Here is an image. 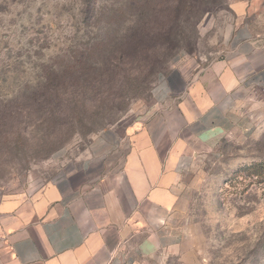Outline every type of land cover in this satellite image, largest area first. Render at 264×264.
<instances>
[{
	"label": "rangeland",
	"instance_id": "rangeland-1",
	"mask_svg": "<svg viewBox=\"0 0 264 264\" xmlns=\"http://www.w3.org/2000/svg\"><path fill=\"white\" fill-rule=\"evenodd\" d=\"M90 1L94 12L85 14L83 0H0V212L66 172L98 134L157 110L161 80L177 64L220 59L238 9L264 33V0H211L201 18L163 0ZM161 27L172 29L174 48L156 35L145 36L148 53L134 48ZM116 30L125 40L110 45ZM258 100L239 130L195 152L176 189L187 264H264V183L251 169L264 163Z\"/></svg>",
	"mask_w": 264,
	"mask_h": 264
},
{
	"label": "crops",
	"instance_id": "crops-1",
	"mask_svg": "<svg viewBox=\"0 0 264 264\" xmlns=\"http://www.w3.org/2000/svg\"><path fill=\"white\" fill-rule=\"evenodd\" d=\"M246 10L220 59L177 64L157 110L98 134L66 172L0 212V264H187L176 189L195 152L239 130L264 97V33Z\"/></svg>",
	"mask_w": 264,
	"mask_h": 264
},
{
	"label": "trees",
	"instance_id": "trees-1",
	"mask_svg": "<svg viewBox=\"0 0 264 264\" xmlns=\"http://www.w3.org/2000/svg\"><path fill=\"white\" fill-rule=\"evenodd\" d=\"M209 4H211V0H163V6L166 5V7H167V6L171 5L172 6L171 10L175 9V8L179 9V10L180 9H183V10L184 9H188L189 10L191 8L193 10V7H194L193 11L196 10V12L198 14V18H201V16L203 14L209 12V10H210L209 9L210 8ZM94 9L95 8H94V6H93V4H92V2L90 0H83V8H82V12L83 13L91 14V13L94 12ZM169 29L170 28L166 29L164 27H161L160 29L157 28V30L150 28L144 33L145 35L142 36L140 41H139V37L134 35L133 37H137L138 38V40L135 42L134 48H139V49L144 48L143 51H145L146 48H147V50L145 52L148 53L149 52V50H148L149 47H147L144 44V42L146 40L145 36L147 37V39H153L155 35L156 36H160L159 37V39H161L160 42L158 40V44L160 46L162 45V41L166 39L167 42H169V44L174 48V46H176L178 43L176 41V44H175L174 43L175 40L173 42L170 39L169 35L172 34V31H171L172 29L171 30H169ZM174 35H175V37H177L178 34H174ZM125 37H126V35L123 32H118V30H116V33L110 38V45L112 43H114V42H116V44H117L118 42H121V41L125 40ZM134 40H136V39H134ZM123 44H121L120 46H122ZM164 46H165V44H164ZM121 49L122 48L120 47L119 51H118V54H116V56H118V57L115 56L116 59H115L114 63H119L120 62V60H121V58L123 56V53H122ZM171 52H172V50L170 51V53ZM251 169L255 170V173H253L252 175L256 176V178L261 183H264V163L253 165L251 167ZM251 169H248V170H251Z\"/></svg>",
	"mask_w": 264,
	"mask_h": 264
}]
</instances>
